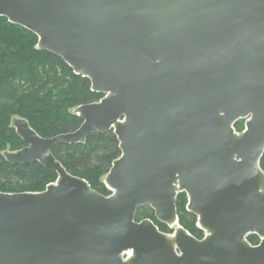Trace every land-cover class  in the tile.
<instances>
[{
    "label": "water",
    "instance_id": "1",
    "mask_svg": "<svg viewBox=\"0 0 264 264\" xmlns=\"http://www.w3.org/2000/svg\"><path fill=\"white\" fill-rule=\"evenodd\" d=\"M0 17L103 95L73 110L82 123L70 133L14 121L25 146L5 160L57 178L0 192V264H264V0H0ZM109 131L121 155L104 196L52 149ZM179 193L202 239L135 221L148 206L173 228Z\"/></svg>",
    "mask_w": 264,
    "mask_h": 264
},
{
    "label": "trees",
    "instance_id": "2",
    "mask_svg": "<svg viewBox=\"0 0 264 264\" xmlns=\"http://www.w3.org/2000/svg\"><path fill=\"white\" fill-rule=\"evenodd\" d=\"M37 37L29 30L0 17V192H41L54 183L57 175L38 163L15 166L3 157L5 151H17L25 143L15 132L13 121L25 119L43 138L75 131L82 120L73 110L99 101L103 95L91 90L90 81L73 73L58 56L37 48ZM234 128L241 132L244 121ZM52 154L65 170L82 178L104 196L110 192L103 178L113 161L120 157L118 141L112 131L92 132L84 143L56 144ZM264 172V153L259 161ZM188 199L179 193L175 200L178 225L196 239L204 233L197 227V217L186 209ZM149 219L163 233L172 229L158 222L148 206L137 209L135 221ZM246 240L257 245L260 238L250 234Z\"/></svg>",
    "mask_w": 264,
    "mask_h": 264
},
{
    "label": "bare ground",
    "instance_id": "3",
    "mask_svg": "<svg viewBox=\"0 0 264 264\" xmlns=\"http://www.w3.org/2000/svg\"><path fill=\"white\" fill-rule=\"evenodd\" d=\"M176 225H174L173 227H175ZM126 256H131V252L130 251H126V252H124L123 254H122V258L123 259H125L126 258Z\"/></svg>",
    "mask_w": 264,
    "mask_h": 264
},
{
    "label": "flooded vegetation",
    "instance_id": "4",
    "mask_svg": "<svg viewBox=\"0 0 264 264\" xmlns=\"http://www.w3.org/2000/svg\"><path fill=\"white\" fill-rule=\"evenodd\" d=\"M177 226H178V223H177V225H176L175 227L170 228V229H172V232L174 231V229H175ZM172 232H171V233H172ZM171 233H168V234H171Z\"/></svg>",
    "mask_w": 264,
    "mask_h": 264
},
{
    "label": "rangeland",
    "instance_id": "5",
    "mask_svg": "<svg viewBox=\"0 0 264 264\" xmlns=\"http://www.w3.org/2000/svg\"><path fill=\"white\" fill-rule=\"evenodd\" d=\"M16 119H18V118H16ZM16 119H15V120H16ZM15 120H14V121H15ZM14 121H13V123H14ZM243 121L245 122V120H243ZM234 129H235V128H234ZM235 131H236L237 133H239V131H237L236 129H235Z\"/></svg>",
    "mask_w": 264,
    "mask_h": 264
}]
</instances>
